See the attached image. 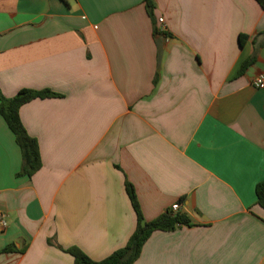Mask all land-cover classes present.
Masks as SVG:
<instances>
[{"label":"crops","instance_id":"obj_1","mask_svg":"<svg viewBox=\"0 0 264 264\" xmlns=\"http://www.w3.org/2000/svg\"><path fill=\"white\" fill-rule=\"evenodd\" d=\"M153 1L151 16L144 0H0L1 94H57L19 110L31 177L0 114V264L104 260L137 227L127 184L146 222L174 204L191 222L134 264H264V8Z\"/></svg>","mask_w":264,"mask_h":264},{"label":"trees","instance_id":"obj_2","mask_svg":"<svg viewBox=\"0 0 264 264\" xmlns=\"http://www.w3.org/2000/svg\"><path fill=\"white\" fill-rule=\"evenodd\" d=\"M256 1L262 8H264V0ZM144 3L148 13L153 16L155 8L154 1L144 0ZM156 32L158 33V30H156ZM243 38L244 36H240L239 38L241 46L243 45ZM254 62V57L247 60L241 66L239 73L243 74ZM54 96H57V94L51 92L50 90L34 91L24 89L21 90L15 97L5 99L0 92V114L6 120L9 128L15 135L17 144L21 148L23 167L20 174L22 176H33L41 169L42 161L38 142L25 130L20 120L19 110L21 106L34 99H45ZM126 188L137 215L136 230L128 240L127 244L101 261L92 260L77 247L68 248L66 251L73 256L74 264H134L141 255L143 245L155 231H174L178 227L191 225V222L186 214H172L171 211L160 215L153 221L146 222L142 215L133 187L130 184H127ZM256 195L257 204L264 209V181L257 185ZM10 250L11 248L8 247L4 250V252H8Z\"/></svg>","mask_w":264,"mask_h":264},{"label":"built area","instance_id":"obj_3","mask_svg":"<svg viewBox=\"0 0 264 264\" xmlns=\"http://www.w3.org/2000/svg\"><path fill=\"white\" fill-rule=\"evenodd\" d=\"M158 23L161 25L160 29L165 30V27L163 26L164 19L159 18ZM252 85L256 89L264 88V72L259 73L254 77ZM179 208H180V204H174L171 207L170 211L172 214H176ZM7 227H8L7 216L4 213L0 212V232L5 231Z\"/></svg>","mask_w":264,"mask_h":264}]
</instances>
